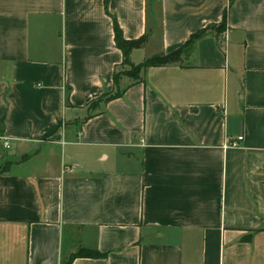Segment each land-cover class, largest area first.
<instances>
[{
    "label": "crops",
    "instance_id": "0c3cea01",
    "mask_svg": "<svg viewBox=\"0 0 264 264\" xmlns=\"http://www.w3.org/2000/svg\"><path fill=\"white\" fill-rule=\"evenodd\" d=\"M229 1L0 0V264H264V0ZM224 12L87 109L113 18L138 64Z\"/></svg>",
    "mask_w": 264,
    "mask_h": 264
},
{
    "label": "trees",
    "instance_id": "16d2710c",
    "mask_svg": "<svg viewBox=\"0 0 264 264\" xmlns=\"http://www.w3.org/2000/svg\"><path fill=\"white\" fill-rule=\"evenodd\" d=\"M230 0L229 2H231ZM106 6V5H105ZM226 21V12H224L220 23L218 24H209L207 27L200 29L190 35L185 44L173 52L167 54H158L149 58L144 59L141 63L132 64L129 59V53L135 48L142 47L146 41L147 34H143L135 39H127L123 36L121 28L119 27L115 18H113V38L114 43L118 49L122 52V61L117 66L113 73V81L115 89L111 92H105L101 94L98 98L91 100L87 109H93L96 107V104L100 102L106 103L107 101L119 97L123 94L125 88L118 87V81L122 75L130 76L135 80H141L144 71L152 65H165L171 62H174L179 59L180 54L182 53L183 48L187 45H190L193 41L203 36L209 29H214L216 32L220 33L224 30ZM129 65V69L121 70L120 67ZM5 167V166H4ZM3 166H0V172L4 169ZM105 254L98 250H91L85 247L78 248L76 251L70 253L66 258H64L61 264H71L73 259L76 257H103Z\"/></svg>",
    "mask_w": 264,
    "mask_h": 264
},
{
    "label": "built area",
    "instance_id": "2783aa9c",
    "mask_svg": "<svg viewBox=\"0 0 264 264\" xmlns=\"http://www.w3.org/2000/svg\"><path fill=\"white\" fill-rule=\"evenodd\" d=\"M238 139H242V136H239ZM3 145H4V147L8 146V141L6 139H4Z\"/></svg>",
    "mask_w": 264,
    "mask_h": 264
},
{
    "label": "rangeland",
    "instance_id": "374dc122",
    "mask_svg": "<svg viewBox=\"0 0 264 264\" xmlns=\"http://www.w3.org/2000/svg\"><path fill=\"white\" fill-rule=\"evenodd\" d=\"M121 68V70H126V69H129V65H124V66H122V67H120Z\"/></svg>",
    "mask_w": 264,
    "mask_h": 264
}]
</instances>
